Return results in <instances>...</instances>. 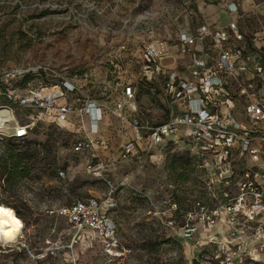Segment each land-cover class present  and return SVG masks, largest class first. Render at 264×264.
Masks as SVG:
<instances>
[{
  "label": "rangeland",
  "instance_id": "374dc122",
  "mask_svg": "<svg viewBox=\"0 0 264 264\" xmlns=\"http://www.w3.org/2000/svg\"><path fill=\"white\" fill-rule=\"evenodd\" d=\"M226 2L0 0V67L47 63L85 84L83 89L110 115L95 138V157L73 148L76 138L90 137L85 129L70 126V131L49 119L38 121L24 139L0 137V208L24 224L16 243H0V264H202L197 254L208 247L206 235L219 226L196 242L182 234L186 211L205 190V172L195 154L200 143L150 144L113 167L106 164L128 137L126 127L164 119L162 95L141 75V50L162 41L179 50L181 33H197L213 5L225 10ZM262 2L240 0L248 11L238 23L240 31L264 33V14L254 9ZM126 84L137 93L135 109L126 111L127 121H122L115 110ZM14 112L20 118L19 110ZM100 159L105 167L95 176L87 163ZM92 197L116 225V255L108 254L92 231L76 232L53 213ZM221 226L226 234L227 225Z\"/></svg>",
  "mask_w": 264,
  "mask_h": 264
},
{
  "label": "built area",
  "instance_id": "2783aa9c",
  "mask_svg": "<svg viewBox=\"0 0 264 264\" xmlns=\"http://www.w3.org/2000/svg\"><path fill=\"white\" fill-rule=\"evenodd\" d=\"M254 9L264 14V0ZM225 10L230 16L225 24L203 21L197 33H181L179 50L172 51L164 41L141 50V75L162 95L164 119L151 126L132 123L133 134L116 146L115 156L106 165L113 167L118 160L132 158L150 144L200 143L195 154L201 160L197 166L205 172V190L185 213L183 237L196 242L202 229L213 230L225 223L226 237L208 233L204 242L208 247L199 251L197 260L202 264H264V33L238 29L240 18L248 13L240 0H227ZM78 83L47 63L0 67V98L4 100L0 109L13 115L11 120L0 121V137L24 139L47 115L70 131V126L85 129L84 122L90 132L96 131L104 112L102 104L83 89L85 84ZM136 93L133 84L124 86L116 104L122 121L121 113L131 109ZM89 136L76 138L73 148L95 157L98 136ZM104 167L102 159L87 163L95 176ZM113 206L108 201L107 208ZM53 213L76 232L89 229L108 254L116 255V225L97 198L76 200ZM251 238L254 253L247 245Z\"/></svg>",
  "mask_w": 264,
  "mask_h": 264
},
{
  "label": "bare ground",
  "instance_id": "6f19581e",
  "mask_svg": "<svg viewBox=\"0 0 264 264\" xmlns=\"http://www.w3.org/2000/svg\"><path fill=\"white\" fill-rule=\"evenodd\" d=\"M196 46H198L200 48L199 43ZM129 106L131 107L132 110L135 109V106L133 103H131ZM50 111H52V110H50ZM115 114L119 115L120 111L116 109ZM121 114L123 115L124 120L127 121V116H126L125 110ZM12 118H13V115H12L11 111L7 110L6 108L0 109V121L11 120ZM45 118L50 119L51 117L47 115ZM104 120H108V121L110 120L109 113L105 112V111L102 112V114H101V119H100L98 127L96 128V131L90 132V128L87 126V124L85 122L83 124V127L85 128V130L88 132L89 135H91L92 137H97L100 135V132L103 130L102 126H103ZM17 221L19 223H17ZM217 226H219V230H215L214 235L219 236L221 233L220 236L222 238H225L226 236H225V233L223 232V229L221 228L222 227L221 224H218ZM23 229H24V224L20 218L14 216V215H10V216L6 215L5 212H0V243L1 244L16 243L19 240V238L22 236ZM205 231H206V229H202L201 231H199L197 238H198V236L200 237V235H202L203 232H205ZM5 233L10 234L11 238H8V236L5 235ZM207 237L208 236L206 235V238ZM206 238H205V240H206ZM187 240L191 241V242L193 241L190 239H187ZM247 245H248L250 251L254 253L255 252L254 251V241L252 238L249 239ZM197 256H198V254H197Z\"/></svg>",
  "mask_w": 264,
  "mask_h": 264
},
{
  "label": "crops",
  "instance_id": "0c3cea01",
  "mask_svg": "<svg viewBox=\"0 0 264 264\" xmlns=\"http://www.w3.org/2000/svg\"><path fill=\"white\" fill-rule=\"evenodd\" d=\"M214 6V8H213V12L212 13H210V14H208L207 16H205L204 15V17H205V21L207 22V23H215V24H220V23H222V22H224V21H227V20H229L230 19V17H228L227 18V16L226 15H228V13L225 11V10H223V9H221V8H219V7H217V6H215V5H213ZM243 8V7H242ZM244 9V8H243ZM220 12H223L224 14H225V16L226 17H222V15H220ZM229 16V15H228ZM196 48H199V47H196ZM126 111H128L127 109L125 110V112ZM107 122H105V120L103 121V129H104V126H107L110 122L108 121V120H106ZM101 127V128H102ZM125 130H127V133H128V136L129 135H132V133H133V128L132 127H130V131H132V133L128 130V127H126V129Z\"/></svg>",
  "mask_w": 264,
  "mask_h": 264
},
{
  "label": "clouds",
  "instance_id": "9594fccd",
  "mask_svg": "<svg viewBox=\"0 0 264 264\" xmlns=\"http://www.w3.org/2000/svg\"><path fill=\"white\" fill-rule=\"evenodd\" d=\"M0 211H5V214H6V215H9V216L12 215V213H11L10 211H6V210H4V209H2V208H0Z\"/></svg>",
  "mask_w": 264,
  "mask_h": 264
},
{
  "label": "snow or ice",
  "instance_id": "6c2138e0",
  "mask_svg": "<svg viewBox=\"0 0 264 264\" xmlns=\"http://www.w3.org/2000/svg\"><path fill=\"white\" fill-rule=\"evenodd\" d=\"M17 223H19V222L17 221ZM5 235H7V236H8V238H11V235H10V234H8V233H5Z\"/></svg>",
  "mask_w": 264,
  "mask_h": 264
},
{
  "label": "trees",
  "instance_id": "16d2710c",
  "mask_svg": "<svg viewBox=\"0 0 264 264\" xmlns=\"http://www.w3.org/2000/svg\"><path fill=\"white\" fill-rule=\"evenodd\" d=\"M6 208V207H5ZM15 212V211H14ZM18 216H19V213L18 212H15Z\"/></svg>",
  "mask_w": 264,
  "mask_h": 264
}]
</instances>
